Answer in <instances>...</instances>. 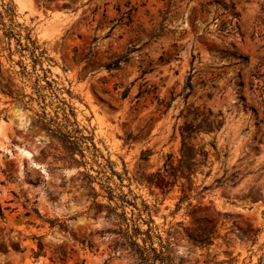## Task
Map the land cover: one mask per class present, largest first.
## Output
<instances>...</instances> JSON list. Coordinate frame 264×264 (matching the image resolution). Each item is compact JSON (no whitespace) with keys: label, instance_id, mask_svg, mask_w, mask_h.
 <instances>
[{"label":"rangeland","instance_id":"374dc122","mask_svg":"<svg viewBox=\"0 0 264 264\" xmlns=\"http://www.w3.org/2000/svg\"><path fill=\"white\" fill-rule=\"evenodd\" d=\"M0 204V264H264V0H0Z\"/></svg>","mask_w":264,"mask_h":264},{"label":"trees","instance_id":"16d2710c","mask_svg":"<svg viewBox=\"0 0 264 264\" xmlns=\"http://www.w3.org/2000/svg\"><path fill=\"white\" fill-rule=\"evenodd\" d=\"M133 50H135L134 47L128 48L124 54H122L121 56L117 57L114 61H111V62L107 63L105 65L106 68L108 70L120 68L121 63L128 60L129 54ZM193 58H194V56H193ZM192 90H193V84H192V81H191V75L189 74L187 76L185 84H184V86L182 88L181 94L183 93L184 97H188L191 94ZM168 105L169 104L167 103L166 107H168ZM189 113L192 114L194 116V118H196L197 116L202 115L200 112H198L196 115L192 111H189ZM208 113H209V116H213L214 117V120L216 119V115H214L213 112L210 109L208 110ZM219 114H221V113H219ZM221 122H222V119L220 120V123ZM180 129H181V135H182V139H183V145H185V143H186L185 139L188 137V132H189L188 130L190 129V126H188L186 124L184 126H181ZM201 153L203 155H206L205 151H201ZM2 212H3V208H2V206L0 204V215H2ZM38 247H39V252L36 253L37 256L42 251L43 245L41 243H38Z\"/></svg>","mask_w":264,"mask_h":264}]
</instances>
